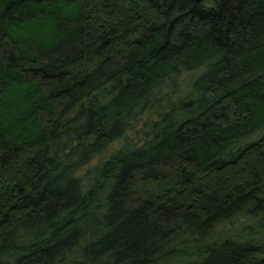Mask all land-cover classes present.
Segmentation results:
<instances>
[{
  "label": "trees",
  "instance_id": "trees-1",
  "mask_svg": "<svg viewBox=\"0 0 264 264\" xmlns=\"http://www.w3.org/2000/svg\"><path fill=\"white\" fill-rule=\"evenodd\" d=\"M0 264H264V0H0Z\"/></svg>",
  "mask_w": 264,
  "mask_h": 264
},
{
  "label": "rangeland",
  "instance_id": "rangeland-1",
  "mask_svg": "<svg viewBox=\"0 0 264 264\" xmlns=\"http://www.w3.org/2000/svg\"><path fill=\"white\" fill-rule=\"evenodd\" d=\"M183 79H181V83L183 85V88L184 86H186V84L189 82V79H190V75L185 73L181 76ZM181 87V86H179ZM157 116L152 113L151 111H147L145 112L139 119L137 125L131 129V130H128L126 132V135L130 138H132L133 140H140L141 137H142V133L144 130H146L149 126V123L151 120L153 119H156ZM123 143V137H120L112 142L109 143V146H108V150H107V153L111 152L112 150H116L118 149Z\"/></svg>",
  "mask_w": 264,
  "mask_h": 264
}]
</instances>
